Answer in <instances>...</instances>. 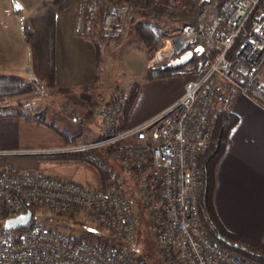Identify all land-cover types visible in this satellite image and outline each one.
<instances>
[{"label":"built area","instance_id":"2783aa9c","mask_svg":"<svg viewBox=\"0 0 264 264\" xmlns=\"http://www.w3.org/2000/svg\"><path fill=\"white\" fill-rule=\"evenodd\" d=\"M230 5L223 17L212 4H203L170 35L169 40L180 37L184 45L177 53L171 51L168 61L186 51L194 55L195 48L207 56L198 75H188L181 95L161 112L121 127L128 89L110 90L95 98L88 115L61 106L74 125H96L94 138L58 151L0 149V159L110 149L109 157L119 168L110 174L109 187L88 189L37 167L19 172L7 162L0 169V217L23 213L31 205L61 215L81 211L119 244L103 250L94 242L37 225L0 234V264H144L132 251L137 222L132 200L149 222L162 264H255L211 241L197 216L201 184L197 155L208 146L217 112L229 110L236 94H245L249 85L264 86L257 68L264 55V0H231ZM87 9L93 12L94 1ZM136 20V7L110 6L102 17V46L115 43L116 48ZM74 26L87 28L88 21L77 16Z\"/></svg>","mask_w":264,"mask_h":264},{"label":"trees","instance_id":"16d2710c","mask_svg":"<svg viewBox=\"0 0 264 264\" xmlns=\"http://www.w3.org/2000/svg\"><path fill=\"white\" fill-rule=\"evenodd\" d=\"M94 1V10L91 13L87 5ZM231 0H77L75 15L88 21V27L75 30V34L89 41L94 49V73L91 81L75 86H56L54 83V17L55 13L63 9L65 0H50V7L42 12L25 18L22 22V33L28 44L31 69L47 93L51 96L74 94L84 103V115H88L95 103V98L100 94L102 82V44L101 23L104 13L112 5L130 4L136 7L137 20L130 25V30L140 46L144 49L149 60L153 53L161 47L164 37L163 28L150 19L160 16L182 15L183 18L194 12L199 6L210 3L213 10L226 17L230 11ZM182 18V19H183ZM207 56L206 52L195 53L192 60L176 67H148L141 80H151L171 76L198 75L201 62ZM264 64V55L257 63L260 69ZM140 81H134L128 86V96L121 107L120 126L124 127L125 117L135 99ZM37 84L25 81L21 76L14 74H0V118H21L25 122L47 128L51 134L69 145L75 144L74 138H68L67 133L54 126L39 111L29 110L25 105V97L34 93ZM245 94L256 104L264 108V87L249 85ZM13 103L11 105L10 103ZM238 117L233 112H217L213 124L208 146L197 155V164L201 171V184L198 190L197 216L201 227L208 238L222 249L236 253L255 264H264V242L227 230L219 218L212 203L214 188V169L223 154L227 134L235 125ZM110 149H93L81 153L40 154L43 161L56 164L77 165L85 169L90 180L96 187L106 188L112 182L109 176L114 170L105 157H109ZM39 209L37 205L26 207L31 211V220L26 228L37 226L33 220L34 213ZM0 217V222L5 219ZM22 229L14 230L16 232ZM7 232L0 224V234ZM74 239L94 242L100 249L108 250L119 244L112 238V242L96 235L89 230H83Z\"/></svg>","mask_w":264,"mask_h":264},{"label":"crops","instance_id":"0c3cea01","mask_svg":"<svg viewBox=\"0 0 264 264\" xmlns=\"http://www.w3.org/2000/svg\"><path fill=\"white\" fill-rule=\"evenodd\" d=\"M68 1L65 0L63 9L56 12L54 17V83L56 86L89 83L94 73L93 46L74 32L77 0H74L72 8H68ZM138 47L142 53L139 72L135 80L130 81L126 87L134 81H140V85L125 117V127L135 126L172 104L181 95L183 83L187 77L171 76L141 80L146 68L153 62L152 57L147 59V54L139 43ZM104 48L108 52L115 50L111 45ZM26 58L28 55L25 43L20 49L18 48L16 28H12L10 24L7 25L0 19V69L16 71L23 67ZM104 64L105 56L102 62V76L103 80L109 79L104 82H111L112 78L107 77L104 72ZM58 98L70 101L78 107L84 106L83 102L72 93L60 95ZM229 111L236 114L238 120L227 134L223 154L214 169L213 207L227 230L264 242V108L246 94L237 93ZM1 120L11 125L18 119ZM70 124L73 125L71 122ZM77 128L87 135L88 139L96 136V125L92 127L89 124H83ZM0 149L28 148H19L13 142H0ZM7 162H9L7 159H0V169H3ZM14 166L19 172L27 168L21 161L16 162ZM45 171L42 172L59 179L68 180L72 176L71 172L64 169L48 168ZM91 185V187L82 186L88 189L95 188L93 184ZM238 206L256 208L250 211Z\"/></svg>","mask_w":264,"mask_h":264},{"label":"rangeland","instance_id":"374dc122","mask_svg":"<svg viewBox=\"0 0 264 264\" xmlns=\"http://www.w3.org/2000/svg\"><path fill=\"white\" fill-rule=\"evenodd\" d=\"M14 5L19 6V9L13 10ZM73 5L74 0H69L68 8H72ZM49 7L50 0H0V19L6 22L7 25L10 24L12 28H16V33L18 35V48L20 49L21 45L25 43L28 55V58H26V62L22 68H19L16 71H7L2 68L0 69V74H15L21 76L25 81L31 84L38 83L37 90L25 97L26 107L29 110L41 112L43 116L54 126L63 129V131L67 133L68 138L77 135L74 140L75 143H78L88 139V136L82 133V131L77 128L78 126L76 127V125L73 123L72 124L74 126L70 124V120L67 119L62 112L61 106H70L71 108L83 114L84 106L78 107L70 101L59 99V96H51L47 93L45 87H43L41 82H38L32 72L31 61L29 58L30 54L28 53L29 49L27 48L28 44H26L23 37L24 34L22 33V22L25 18L36 15ZM76 18L77 16L75 15L74 24ZM182 18L183 16L180 14L174 17L160 16L150 19L153 22H157L164 30L162 45L151 56L153 63L150 65V67H153L152 65L163 67L164 64L168 62V58H170L171 53L168 40L170 35L179 25ZM75 30L78 29H76L74 26V31ZM138 43L139 42L135 39L129 27L125 31L124 36L116 48H114L115 43L111 44V47L115 49L114 52H108V50L102 46V62L103 57L105 56L104 72L107 77H111L112 79H110L111 82H104L108 81L109 79L103 80L102 76L100 93L121 88L128 89L126 85L130 81L135 80L134 78L139 72L140 60L142 58V53L139 51ZM100 68L102 71V63ZM260 72L264 77V64L260 68ZM187 77L185 79H187ZM10 104L13 105L12 102ZM1 119L4 118H0V142H13L19 148L47 151H58V149L69 145L51 134V132L43 126L25 122L21 118H17V122H13V124L9 125V123L6 124L3 122L4 120ZM89 125L92 127L94 126V124ZM105 159L111 165H113L115 171L119 172L117 163L112 158L106 156ZM7 160L13 165L16 162L21 161L26 165V167H37L44 172H46L45 169L48 168L64 169L68 172H71L72 176H70V179L68 180L74 181L86 187H91V184H93L87 171L77 165H59L49 161H43L39 155H16L10 158L8 157ZM94 187L100 188L96 186ZM131 205L137 220L135 240L132 244V251L135 257L143 261L144 264H162L155 247L153 235L149 227V222L146 220V217L144 216L143 211L140 209L137 201L132 200ZM238 208L252 211L256 207L238 206ZM33 220H35L38 225L54 231L77 235L83 230H89L94 232L96 235L106 238L110 242L113 241L106 230L96 225L90 216L84 214L81 211L70 213L68 215H61L59 213L49 211L45 207H39V209L33 215Z\"/></svg>","mask_w":264,"mask_h":264},{"label":"water","instance_id":"95a60500","mask_svg":"<svg viewBox=\"0 0 264 264\" xmlns=\"http://www.w3.org/2000/svg\"><path fill=\"white\" fill-rule=\"evenodd\" d=\"M203 1H208V0H203ZM19 9V6L14 5L13 10ZM170 46H171V51L174 53H177L180 48L184 45V40L181 39L180 37L176 38H171L169 40ZM194 51L196 53H200V49L195 48ZM193 54L192 51H186L182 55L176 58H171L167 63H165V66L169 67H176L179 65H184L187 64L192 60ZM31 220V211L26 210L23 213H19L15 216L5 218L1 221V226L4 230H18V229H23L26 228Z\"/></svg>","mask_w":264,"mask_h":264}]
</instances>
